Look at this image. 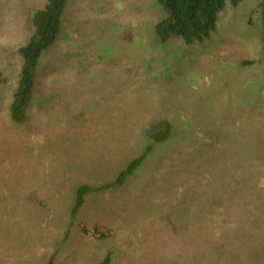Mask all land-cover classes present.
Masks as SVG:
<instances>
[{
    "label": "rangeland",
    "instance_id": "374dc122",
    "mask_svg": "<svg viewBox=\"0 0 264 264\" xmlns=\"http://www.w3.org/2000/svg\"><path fill=\"white\" fill-rule=\"evenodd\" d=\"M44 3L0 0V264H264V0L189 45L159 41L156 0H69L14 121Z\"/></svg>",
    "mask_w": 264,
    "mask_h": 264
},
{
    "label": "trees",
    "instance_id": "16d2710c",
    "mask_svg": "<svg viewBox=\"0 0 264 264\" xmlns=\"http://www.w3.org/2000/svg\"><path fill=\"white\" fill-rule=\"evenodd\" d=\"M69 0H45L43 7L35 9L30 18L31 34L27 41L18 47L20 69L16 87L12 93L9 105V116L14 121L26 117V111L31 103L36 88V72L43 54L58 39L62 30V21ZM165 12L164 17L155 24V32L161 43L170 38H180L186 45L201 42L208 38L216 28L218 14L227 2L236 5L240 0H156ZM264 45V36H263ZM162 124V125H161ZM153 134V140L162 142L172 133L170 123H159ZM144 156L133 159L121 170L115 180L104 186L123 184L140 165ZM86 186H81L76 192L73 205L74 213L83 203ZM109 254L98 264H107ZM47 264H55L50 257Z\"/></svg>",
    "mask_w": 264,
    "mask_h": 264
}]
</instances>
